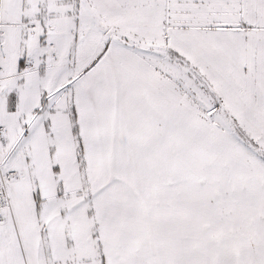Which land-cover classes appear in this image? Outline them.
I'll list each match as a JSON object with an SVG mask.
<instances>
[{
	"label": "snow or ice",
	"instance_id": "obj_1",
	"mask_svg": "<svg viewBox=\"0 0 264 264\" xmlns=\"http://www.w3.org/2000/svg\"><path fill=\"white\" fill-rule=\"evenodd\" d=\"M0 264H264V0H0Z\"/></svg>",
	"mask_w": 264,
	"mask_h": 264
}]
</instances>
